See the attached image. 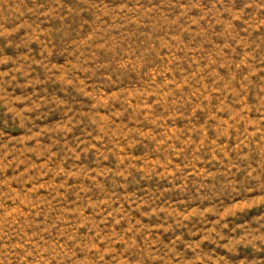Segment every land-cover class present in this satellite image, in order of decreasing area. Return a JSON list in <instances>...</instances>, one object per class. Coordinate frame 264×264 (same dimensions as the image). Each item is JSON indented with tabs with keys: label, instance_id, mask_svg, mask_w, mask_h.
I'll return each mask as SVG.
<instances>
[{
	"label": "rangeland",
	"instance_id": "374dc122",
	"mask_svg": "<svg viewBox=\"0 0 264 264\" xmlns=\"http://www.w3.org/2000/svg\"><path fill=\"white\" fill-rule=\"evenodd\" d=\"M0 264H264V0H0Z\"/></svg>",
	"mask_w": 264,
	"mask_h": 264
}]
</instances>
